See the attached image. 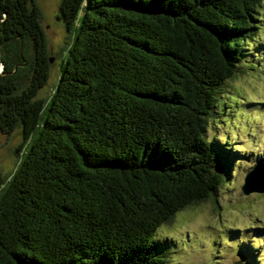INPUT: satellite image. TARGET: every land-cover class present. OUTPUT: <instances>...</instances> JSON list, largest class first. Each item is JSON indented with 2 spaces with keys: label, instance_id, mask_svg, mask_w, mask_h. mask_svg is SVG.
I'll list each match as a JSON object with an SVG mask.
<instances>
[{
  "label": "trees",
  "instance_id": "obj_1",
  "mask_svg": "<svg viewBox=\"0 0 264 264\" xmlns=\"http://www.w3.org/2000/svg\"><path fill=\"white\" fill-rule=\"evenodd\" d=\"M263 5L61 0L75 34L47 100L40 8L0 0V132L22 134L0 176V264H171L175 240L157 230L228 184L227 150L217 161L206 133L220 90L258 54Z\"/></svg>",
  "mask_w": 264,
  "mask_h": 264
},
{
  "label": "rangeland",
  "instance_id": "obj_2",
  "mask_svg": "<svg viewBox=\"0 0 264 264\" xmlns=\"http://www.w3.org/2000/svg\"><path fill=\"white\" fill-rule=\"evenodd\" d=\"M60 2L36 0L52 60L48 81L37 97L47 100L54 91L75 34L74 29L68 32L57 19ZM259 16H263L258 22L260 29H256L257 38L249 47V50L257 49L259 55L248 51L247 60L241 65L246 69L220 90L226 107L223 111L217 110L206 133L217 161L219 147L223 152L227 150L222 155L225 160L222 164L219 161L216 171L223 172L224 176L229 173L228 184L219 187L212 198L178 212L168 225L157 230V238L175 240L166 244L169 248L174 245L167 252L171 264H264V194L244 195L241 191L248 172L264 170V5ZM251 65L256 68L251 70ZM2 72L3 65H0V76ZM223 114L231 117L228 123L223 122ZM20 143V128L11 134L0 132V176L4 179L19 165L21 152L16 153V149ZM229 153L233 154L232 160L228 158Z\"/></svg>",
  "mask_w": 264,
  "mask_h": 264
},
{
  "label": "water",
  "instance_id": "obj_3",
  "mask_svg": "<svg viewBox=\"0 0 264 264\" xmlns=\"http://www.w3.org/2000/svg\"><path fill=\"white\" fill-rule=\"evenodd\" d=\"M51 61L52 60L49 59V62ZM0 65H2L1 60ZM241 191L244 195H249L250 193L264 194V170L253 169L248 172L243 179Z\"/></svg>",
  "mask_w": 264,
  "mask_h": 264
}]
</instances>
